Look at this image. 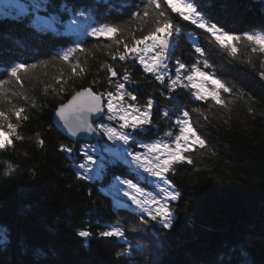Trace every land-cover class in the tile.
Segmentation results:
<instances>
[{"label":"trees","instance_id":"obj_1","mask_svg":"<svg viewBox=\"0 0 264 264\" xmlns=\"http://www.w3.org/2000/svg\"><path fill=\"white\" fill-rule=\"evenodd\" d=\"M137 4L142 6L141 0H55V8L42 9L41 13L60 17L59 23L55 22L58 32L34 28L27 23L30 17L25 26L14 22L11 16L0 14V81L9 79L5 69L12 63L38 64L37 68L22 74L23 89L15 82L5 85L4 89L9 95L17 92V96L11 97L12 104L24 107L23 115L29 119L22 121L18 129L24 139L14 140V148L0 151V264H223L240 248L241 242L247 244L248 260L264 264L261 250L264 80L258 74L264 70V54L252 53L241 44L236 58H232L208 40L202 30H196L171 8L167 9L173 23L182 30L172 38L171 63L177 58L186 64L195 62L191 40L185 35L195 31L201 45L210 49L209 62L213 68L209 71L234 85V93L243 94L244 98L240 99L222 93L231 103L221 107L210 99L197 101L186 90L175 101H169L167 94L160 95L159 83L151 74L144 73L138 63L112 60V54H116L117 48L122 51L123 45L117 46L113 40L103 37L97 41L94 37L62 31L72 15L88 12L94 25L108 23L123 28L124 40L131 46L129 34L139 37L141 31L147 34L152 26L150 18L143 25L126 23ZM208 5L211 16L234 34L264 25V7L260 1L208 0ZM77 42L88 49L87 54L78 56L85 72L69 79V66L57 57ZM41 61H47V66L38 63ZM106 63L121 77L125 71L129 72L133 82L126 83V87L137 95L139 103H145L148 98L157 102L152 132L143 139H169L164 133L177 131L173 126L174 114L180 109L190 113L198 133L205 139L204 149L196 145V151L186 153L191 155L192 164L176 165V174L169 173L176 189L182 193L181 199L170 202L175 217L172 231L161 230L159 225L142 226L138 213L115 207L107 190L112 173L123 176L126 166L111 162V154L105 153L110 162L100 179L77 180L76 165L83 162V157L76 152L80 144L74 145L52 123L54 105L66 102L74 88L91 86L98 93L114 91L106 70L101 67ZM58 78L67 80L64 94L53 91L59 88ZM21 93L29 101H24ZM11 107L8 96L0 95V110L8 112ZM193 109L203 110L208 119L204 120ZM164 111L169 112L171 120L162 118ZM10 119L12 123L17 122L14 115ZM37 133L45 141L43 148L37 144ZM61 143L74 145L75 160L60 151ZM9 161L18 166L10 176L5 175ZM117 219L125 230L127 243L98 237L82 243L75 234L89 226L93 232L104 230ZM129 249L130 257L116 255Z\"/></svg>","mask_w":264,"mask_h":264},{"label":"snow or ice","instance_id":"obj_2","mask_svg":"<svg viewBox=\"0 0 264 264\" xmlns=\"http://www.w3.org/2000/svg\"><path fill=\"white\" fill-rule=\"evenodd\" d=\"M141 2L142 6L141 4L135 6L136 10L130 14L126 23L143 25L150 18L152 26L147 34L141 31L139 37L129 34L133 41L131 46L124 40L125 30L118 25L96 23V26L89 25L84 34L96 38L97 41L103 37L113 40L117 46L123 45L122 51L117 48L116 54H112V60L118 58L120 61L138 63L144 73L151 74L159 83L160 95L167 94L169 101H175L176 97L185 90L197 101L208 102L210 99L221 107H227L231 103L230 100L222 97V93L229 94L233 98H244L242 93H234V85L218 78L215 72L209 71L213 68L209 62L210 49L201 45L195 31L185 33L191 40L195 62L186 64L177 58L174 64L171 63L174 53L172 38L181 34L182 30L179 25L173 23V18L168 14L167 9L171 8L172 12L177 13L178 17L189 22V25L194 26L196 30H202V34L208 40L232 58H236L238 46L241 44L250 48L252 53L264 54V25L260 29H249L237 35L227 29L224 23L211 16L208 0L203 2L178 0L187 11L177 7V0H141ZM260 6L264 7V0H260ZM50 7H56L55 0H10L5 8L11 9V12L6 11L3 15L11 16L14 22L25 26L30 23L35 28L46 24L51 28L49 20L59 23L60 17L41 15L42 9L47 11ZM29 17L32 19L25 23ZM81 17H85L83 11H79L70 20V27L80 25ZM232 41L235 43H231ZM80 53H88L82 42H77L75 47L58 54V60L66 63L70 68L69 79L73 76L80 77L85 72L78 59ZM38 63L45 66L48 64L47 61ZM37 66V63L19 62L12 63L5 69L9 79L0 81V95H7L8 103L12 107L8 112L0 110V133L8 137L0 138V151L14 148V140L24 139L18 129L22 121L29 119L27 115H23L26 111L24 107H16L12 104L11 97L17 96V92L12 91L10 95L5 93V85L15 82L23 89L22 74H27L30 69H35ZM101 67L106 70L108 83L114 86V91L98 93L91 86L74 88L66 102L54 105V121L67 137L73 139L74 145L80 144L76 152L83 157V162L76 165V178L79 181L100 179L110 162L106 159L105 153H111L113 157L111 162L116 163L117 166L121 163L126 166L123 169V176L112 173L107 190V195L112 196L115 207L131 209L138 213L142 226L152 225L155 228L159 225L161 230L172 231L175 217L170 202L181 199L182 193L176 189L169 173L176 174V165L192 164L191 155L186 153L196 151V145L199 149H204L205 139L198 133L197 125L192 122L190 113L184 109L174 114L173 126L177 131L174 133L169 130L164 133V137L169 139L157 138L151 141L143 139L142 137L152 132L153 109L157 102L153 98H148L143 104L138 102L137 95L128 91L126 87V83L133 82L128 71H125L121 77L111 64L106 63ZM258 74L264 80V70H260ZM113 78L117 79L113 80ZM66 83L67 80L56 79L59 88H54L53 91L64 94ZM92 83L95 84L97 81ZM45 92L47 93V89ZM20 96L24 101H29L28 96L22 93ZM60 98L63 100V95ZM31 103L35 107V102ZM156 110L159 111V108L157 107ZM193 111L204 120L208 119L203 110L193 109ZM249 111L253 110L249 108ZM12 115L15 116L16 123L11 122ZM162 118L172 119L168 111L162 113ZM36 137L37 144L41 148L45 147V141L40 138L39 133ZM87 140H94L95 143H82ZM74 145L61 143L59 148L61 152L68 153L75 160ZM17 167L10 161L6 162L5 175H12ZM142 184L153 187H143ZM101 192L103 194L104 190L102 189ZM75 234L81 238L82 243L93 237L124 240L127 243L125 230L119 219L115 224L106 225L104 230L93 232L89 226L80 228ZM261 242L262 255H264V218H262ZM246 252L247 244L241 242L240 248L223 264H255V261L246 258ZM116 255L130 257L131 251L130 249L120 251Z\"/></svg>","mask_w":264,"mask_h":264},{"label":"rangeland","instance_id":"obj_3","mask_svg":"<svg viewBox=\"0 0 264 264\" xmlns=\"http://www.w3.org/2000/svg\"><path fill=\"white\" fill-rule=\"evenodd\" d=\"M8 3H10V0H0V14L1 15H3V13L4 12H9L11 9H7V8H5V5L6 4H8ZM177 7L178 8H181L182 10H184V11H187L186 9H183V5H181V4H179L178 3V0H177ZM41 15L42 16H54V15H52V14H44V13H41ZM76 14H74V15H72L71 17H70V19L68 20V22H67V26L66 27H64V28H62V31L63 32H66V33H77V34H80L81 36H87V35H85L84 34V32L86 31V29L88 28V26L89 25H91V26H96V25H94V24H92L91 23V15L88 13V12H86L85 13V17H81L80 19H81V23H80V25H77V26H71L70 27V20L75 16ZM31 18V17H30ZM32 19V18H31ZM49 24H51L52 25V27H51V29L53 30V29H55V30H53V31H55V32H58V30H57V28H56V26H55V21L54 20H49ZM38 27H40V28H50V27H48V25H46V24H41L40 26H38ZM72 29H76V30H72ZM0 138H2V139H7L8 137L7 136H5L3 133H0ZM107 154H111V153H107ZM112 155V154H111Z\"/></svg>","mask_w":264,"mask_h":264},{"label":"water","instance_id":"obj_4","mask_svg":"<svg viewBox=\"0 0 264 264\" xmlns=\"http://www.w3.org/2000/svg\"><path fill=\"white\" fill-rule=\"evenodd\" d=\"M252 1H260V0H252ZM54 113V112H53ZM52 123L54 124V126L57 128V130L58 131H60L61 133H62V135H64L67 139H69V140H71V141H73V139L72 138H69V137H67L65 134H64V132H63V130L62 129H60L59 128V126L56 124V122L54 121V119H53V114H52ZM88 142L89 141H92V140H87ZM87 141H84V142H87Z\"/></svg>","mask_w":264,"mask_h":264}]
</instances>
